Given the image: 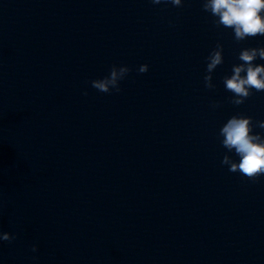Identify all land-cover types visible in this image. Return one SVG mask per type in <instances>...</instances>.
I'll return each mask as SVG.
<instances>
[{
    "label": "clouds",
    "instance_id": "1",
    "mask_svg": "<svg viewBox=\"0 0 264 264\" xmlns=\"http://www.w3.org/2000/svg\"><path fill=\"white\" fill-rule=\"evenodd\" d=\"M151 3H171L173 6L182 7L184 0H151ZM201 3L203 11L217 18L214 21L217 27L233 29L236 41L264 36V0H201ZM257 58L264 60V47L242 49L238 56L242 63L233 65L232 75L224 77L226 90L233 94L230 102L236 106L243 104L252 95V90L264 92V64H256ZM206 59L208 62L204 83L205 87L211 90L215 88L212 73L223 63V45L217 43ZM148 70L147 64L138 68L139 73H146ZM130 71L126 65H113L109 75L92 80L91 85L102 93H119L120 81L124 80ZM84 95H87V92H84ZM218 106V103L212 105L214 108ZM256 126L264 129V121H258ZM219 135L222 137V146L228 152L234 151L239 157L237 162L225 154L221 160L222 165L228 166L230 172H239L252 181L264 176V136L253 133L252 117L242 114L231 116L221 127ZM15 238L12 233L0 231V242H11ZM32 251H37V245L32 246Z\"/></svg>",
    "mask_w": 264,
    "mask_h": 264
}]
</instances>
